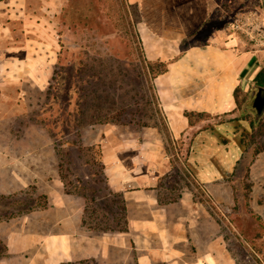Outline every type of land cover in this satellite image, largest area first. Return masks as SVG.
<instances>
[{
    "label": "rangeland",
    "instance_id": "rangeland-1",
    "mask_svg": "<svg viewBox=\"0 0 264 264\" xmlns=\"http://www.w3.org/2000/svg\"><path fill=\"white\" fill-rule=\"evenodd\" d=\"M209 6L206 23L180 44L179 51L189 45H205L217 32L238 34L249 41L229 28L240 11L257 12L264 23V0H209ZM26 55L35 60L28 58L29 65L19 76L0 73V228L3 225L5 232H44L48 227L43 224L49 221L52 226L60 221L49 191L82 198L83 213L88 215L93 206L74 194L77 179L82 185L103 180L100 186L104 187V177L98 175L100 166L93 165L102 162L103 147L123 152L125 145L133 142L132 136L142 138L145 132H152L162 138L171 168L160 182L161 191L166 187V191L172 190L170 198L185 193L202 203L238 264H264V172L249 175L251 187L246 198L245 183L239 179L228 182L234 186L230 203L215 200L183 172L179 155L182 140L171 134L154 79L146 71L149 63L158 69L159 62H170L147 57L137 0H0V56ZM55 70L61 72L56 84L52 83ZM50 84L56 86L54 102H58V107H53L58 115L52 118L56 122L62 118L58 124L61 130L72 119L65 113L72 111L75 103L85 112L84 124L62 137L36 120ZM93 113L100 115V122L91 120ZM145 120L149 127L142 126ZM155 123L160 127H153ZM164 126L170 141L164 140ZM62 142H71L74 147L66 148ZM260 193L263 195L258 197ZM49 207L51 211L38 219L32 215ZM5 250L0 241V257Z\"/></svg>",
    "mask_w": 264,
    "mask_h": 264
},
{
    "label": "crops",
    "instance_id": "crops-1",
    "mask_svg": "<svg viewBox=\"0 0 264 264\" xmlns=\"http://www.w3.org/2000/svg\"><path fill=\"white\" fill-rule=\"evenodd\" d=\"M137 5L147 57L170 62L154 83L173 137L187 128L185 111L215 115L234 110V89H250L264 65V46L238 34L217 32L205 45L179 51L180 44L200 31L208 19L209 0H137ZM28 58L0 56V73L19 76L29 65ZM249 133L246 121L226 122L199 132L191 143L184 166L217 201L233 200L226 179L244 152L241 136ZM132 141L123 152L109 147L102 151L107 187L123 199L124 231L86 228L82 225L84 200L49 191L61 220L52 226L49 221L43 224L48 227L44 232H5L2 225L0 241L6 250L0 264H238L202 203L185 193L170 198L172 190L166 187L161 191L160 182L171 170L162 138L145 132L142 138L132 136ZM34 151L28 150L29 154ZM262 160L264 152L252 163L251 177L264 172ZM51 209L32 215L38 219Z\"/></svg>",
    "mask_w": 264,
    "mask_h": 264
},
{
    "label": "trees",
    "instance_id": "trees-1",
    "mask_svg": "<svg viewBox=\"0 0 264 264\" xmlns=\"http://www.w3.org/2000/svg\"><path fill=\"white\" fill-rule=\"evenodd\" d=\"M184 42L185 41H183L182 44H185ZM60 58L61 55L59 53L57 58V66L59 65ZM158 64L160 65L158 69H156V67H154L155 65L152 63H149L146 69L149 74H152L153 79L157 75L163 74L167 71V63L159 62ZM60 76L61 72L55 70L52 76V83L56 84ZM259 87H264V65L254 76L251 82V87L247 92L243 91L239 86L234 89L233 97L236 106L234 110L215 115L194 111L184 112V117L187 120V128L179 136V139L182 140V151L179 152V155L181 157V164L184 167L183 172L186 173L187 176H190V174L187 172V169L184 165L191 150V143L194 137L199 132L208 129H213L214 126L226 122L238 120L246 121L249 124L250 133L242 134L240 139L241 144L245 147V149L240 158L237 160L233 173L227 177L226 181L231 182L234 179H239L240 182L245 183L244 189L248 191L245 195V198L248 196L251 187V184L248 183L250 167L256 157L264 152V143L262 141V138L264 137V112L258 116L255 110L252 108V99L255 91ZM54 91H56V86L50 84L47 89V99L41 107L40 114H37L36 120L41 123L44 127H46L47 130H52V133L55 132L54 135H56L57 137H62L66 134H69L71 131H76L84 124L82 119L85 115V112L80 108L78 102L75 103L73 110H68L65 113V116H70L72 119L66 125L64 124V129L61 130L58 124L62 121V118H58V122L55 121L56 119L52 118L53 114L55 116L58 115V113L54 111L53 108L55 107V105L58 107V102H54L56 97V93ZM51 104L54 106H52ZM59 110L60 109H58V112ZM90 117L94 123L100 122L101 120L100 115L98 113H93ZM52 119L54 121H50ZM149 124L150 123L146 122L145 120L142 126L149 127ZM153 127H160V125L158 123H155V125L153 124ZM161 130L165 134L164 140L166 139L165 141H170V135L168 133L167 128L164 126V128ZM62 144L66 145V148L74 147L71 142H62ZM60 146L61 148L59 150H62V145L59 144V147ZM164 146L167 152V145L164 144ZM95 155L98 160L101 159L100 151H95ZM85 163L88 164V162ZM98 164L100 166L101 171V173L98 175H103L105 184L104 187L100 186V183H102L103 180H101L99 184L96 181H90L82 185L81 179H77L76 186H73L76 189L75 192L73 190L74 194L81 195L86 201H88L89 204L93 206V209L90 212L91 215H95L96 210H98L99 212L95 216H91L90 213L88 215L87 213H83L82 225L86 226L88 229L91 230L94 229L98 231H124L126 229V222L124 219L123 199L121 195L113 194L109 191L106 184V177L104 176L103 172L104 166L102 162H93V165L95 166ZM239 168L240 172L238 173ZM183 179L185 180L184 177ZM232 189L234 190V186H232ZM70 192L71 191H68L67 193ZM78 264H82V262H79Z\"/></svg>",
    "mask_w": 264,
    "mask_h": 264
},
{
    "label": "built area",
    "instance_id": "built-area-1",
    "mask_svg": "<svg viewBox=\"0 0 264 264\" xmlns=\"http://www.w3.org/2000/svg\"><path fill=\"white\" fill-rule=\"evenodd\" d=\"M229 28L232 32L244 35L255 45L264 46V23L257 12L249 10L236 13Z\"/></svg>",
    "mask_w": 264,
    "mask_h": 264
},
{
    "label": "water",
    "instance_id": "water-1",
    "mask_svg": "<svg viewBox=\"0 0 264 264\" xmlns=\"http://www.w3.org/2000/svg\"><path fill=\"white\" fill-rule=\"evenodd\" d=\"M252 108L258 116L264 112V87H259L255 91L252 99Z\"/></svg>",
    "mask_w": 264,
    "mask_h": 264
},
{
    "label": "bare ground",
    "instance_id": "bare-ground-1",
    "mask_svg": "<svg viewBox=\"0 0 264 264\" xmlns=\"http://www.w3.org/2000/svg\"><path fill=\"white\" fill-rule=\"evenodd\" d=\"M226 263V262H225ZM228 263V262H227Z\"/></svg>",
    "mask_w": 264,
    "mask_h": 264
}]
</instances>
